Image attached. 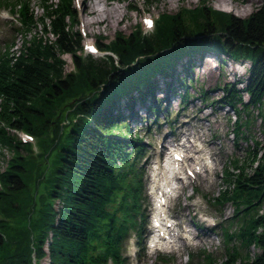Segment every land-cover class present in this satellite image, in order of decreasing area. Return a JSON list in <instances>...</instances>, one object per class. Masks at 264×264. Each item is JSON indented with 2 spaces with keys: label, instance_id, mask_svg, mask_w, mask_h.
Segmentation results:
<instances>
[{
  "label": "trees",
  "instance_id": "trees-1",
  "mask_svg": "<svg viewBox=\"0 0 264 264\" xmlns=\"http://www.w3.org/2000/svg\"><path fill=\"white\" fill-rule=\"evenodd\" d=\"M37 1L39 17L29 0H0L21 37L18 49L14 40L0 48V148L13 155L0 173V264H128L126 243L141 237L147 220L146 170L142 140L127 132L114 104L126 98L122 110L130 111L143 102L155 76L170 77L179 58L224 54L249 63L244 87L228 83L220 98L235 116L232 133L245 140L255 110L264 141V0L244 19L204 4L161 14L152 34L139 26L118 34L99 47L110 53L99 60L77 56L74 0ZM66 54L74 72H65ZM179 87L183 105L188 89ZM11 132L32 136L38 152ZM222 175L224 188L209 200L215 211L232 208L219 227L221 258L200 250L190 264H264V144L253 142Z\"/></svg>",
  "mask_w": 264,
  "mask_h": 264
},
{
  "label": "rangeland",
  "instance_id": "rangeland-1",
  "mask_svg": "<svg viewBox=\"0 0 264 264\" xmlns=\"http://www.w3.org/2000/svg\"><path fill=\"white\" fill-rule=\"evenodd\" d=\"M99 1L74 0L78 18L77 29L83 41V52L78 53L77 56L89 55L84 46L91 45L98 49L104 44L109 45L115 41L118 34L129 36L140 25L144 32L148 31L143 33L140 30L142 34H152L155 26L152 30L145 29L142 26L143 18L155 20L164 13L174 14L180 8L191 10L204 4L214 10L244 19L260 5L262 0H254L250 4L246 0H226L233 10L222 7L224 0ZM29 2L35 16L39 17L41 9L38 1L29 0ZM247 4L248 6L242 12L243 6ZM92 5H96L98 12L101 10V16L102 14L105 16V12L109 13L108 22H94L99 17L93 14L95 8L92 9ZM7 11L10 10L0 7V48L14 40L13 50H16L21 44V37L11 30V23L15 24L16 19ZM99 50L92 55L95 60L104 59L110 54L103 48ZM62 59L65 62V72H74L72 57L66 54L62 56ZM204 60V68L199 71V66ZM247 68L246 61L241 59L233 61L227 55L213 52L196 55L190 61L187 58H179L173 69L169 71L170 77L165 78L160 74L155 76L151 84V93L145 98L140 97L144 99V102L132 108L130 110V113L133 111L132 114L122 110L127 102L126 98L114 104L118 109L120 121L125 126H129L126 129L127 132L132 138L142 140V152L145 155L142 164L146 169L144 208L147 224L139 239L133 235L126 243L123 255L127 263L190 264L191 255L199 253L200 250L211 253L216 259L221 258L222 238L219 227L231 217L232 208L228 204L219 211H215V207L210 205L209 200L217 196L224 188L222 174L225 165H228L233 158L243 160L246 151L253 146V142L264 144L260 133L262 121L255 117V110L252 112L254 122L248 129H243V137L246 139L235 138L232 133L235 116L229 107L221 104L220 100L224 96L223 89L228 83L236 90L244 87ZM239 81L243 83L237 84ZM181 82L185 83L188 89V98L183 105L179 97L183 93L179 87ZM137 92L139 90L129 94L134 96ZM205 92L207 94L204 97ZM241 95L242 101L245 102L247 95ZM147 106L155 107L157 111L153 113ZM262 112L264 114V98ZM120 125L122 126L121 122ZM16 135L19 138L24 136L21 132ZM29 142L35 145V141L29 140ZM182 144L191 146V149L187 153L182 152L180 148ZM37 152L38 149L34 146L33 154ZM176 152L184 156L182 162H178V167L173 165L176 163L171 157ZM12 157V152L0 148V173L7 169V164ZM55 161L56 159L51 160L53 166ZM182 164L186 166L184 170H182ZM34 166L28 167L30 169L28 175L31 167ZM33 170L36 171L35 168ZM174 174L178 176V181L173 179ZM156 197H160L164 202L160 211L156 210V202H154ZM159 212L164 214L168 222L170 221L164 229L170 235H166L167 239L162 243L163 248L149 249L146 240L153 234L149 233L152 228L151 219L156 218ZM149 244H152V240ZM249 252L251 256L258 253L252 247L249 248ZM41 264H48L47 259Z\"/></svg>",
  "mask_w": 264,
  "mask_h": 264
},
{
  "label": "bare ground",
  "instance_id": "bare-ground-1",
  "mask_svg": "<svg viewBox=\"0 0 264 264\" xmlns=\"http://www.w3.org/2000/svg\"><path fill=\"white\" fill-rule=\"evenodd\" d=\"M101 1H103V2H105L106 0H100L99 2H101ZM247 1V3H252L254 0H246ZM98 2V3H99ZM103 4V3H102ZM221 4V3H220ZM220 6V5H219ZM248 6V4L246 5V6H243V9L241 10L242 12H244V10H245V8ZM222 7H229L230 8V10H233V8L231 7V5L228 3V1H226V0H224L223 1V6ZM95 8V10H93V14H97L98 15V19H100L99 21H98V19L96 20V21H94V22H96V23H99V22H108V20H109V13H107V12H105L104 14H105V16H103V14H102V16H101V14H100V12H101V10H100V12H98L97 10L98 9H96V5H92V9H94ZM102 8V7H101ZM100 8V9H101ZM103 10V9H102ZM105 11H107V10H105ZM248 11V10H247ZM109 12V11H108ZM241 12V13H242ZM92 14V13H91ZM118 15V14H117ZM102 18V19H101ZM113 23V22H112ZM207 61V60H206ZM204 63H205V60L201 63V65L199 66V71H202L203 70V68H204ZM180 148H181V151L182 152H184V153H187L190 149H191V146L189 147V146H187V145H181L180 146ZM162 150H164V149H162ZM173 165H176L177 167L179 166V164H173ZM184 168H186V166H184V164H182V170H184ZM174 171V170H173ZM177 175H173V179L174 180H176V181H178L179 179H177ZM167 188V187H166ZM168 189V188H167ZM150 233H152V231H150ZM168 235H170V233H168ZM162 239H164L163 237H162ZM158 243V242H157Z\"/></svg>",
  "mask_w": 264,
  "mask_h": 264
}]
</instances>
